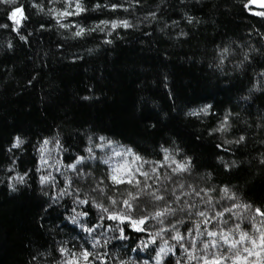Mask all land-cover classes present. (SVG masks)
<instances>
[{"label":"trees","instance_id":"obj_1","mask_svg":"<svg viewBox=\"0 0 264 264\" xmlns=\"http://www.w3.org/2000/svg\"><path fill=\"white\" fill-rule=\"evenodd\" d=\"M40 2L18 0L15 7L23 8L26 16L18 28L6 15L14 7L0 4V9H6L0 12V23L10 25L8 29H0V156L7 151L4 145L10 146L16 132L30 135V144L25 148L39 163L37 153L45 140L50 141L49 128L53 133L73 128L83 131L86 124H91L90 130L95 131L107 130L106 125L110 124L112 130L143 135L142 121L155 119L159 110L173 106L178 112L188 108L199 111L209 102L212 103L210 113L216 117L213 119L211 114L208 117L213 125L219 126V117L224 116L225 111L231 113L225 117L227 123L235 125L229 132L216 133V136L234 139L247 132L248 139L243 145H225L222 139L214 144L197 141L198 151L210 155L214 150L226 159L238 160L264 152V36L250 32L247 20L238 14L243 5H235L233 14L227 16L225 13L233 0L228 3L202 0L200 4L195 0L191 3L165 0L164 5H160V0H131L135 10L129 0H81L86 11L62 17L57 13L65 10L64 0H43L46 12L55 10L45 17L36 16L37 9L32 7ZM97 3L103 7L91 11ZM157 5L160 10L156 12L155 21H141L138 29L111 28V21H133L137 16L155 11ZM188 17L193 18L191 23ZM248 18L261 19L254 15ZM101 20L110 22L107 27L101 25L104 31L97 30L83 39L63 38L75 30L74 25L95 27ZM57 21L68 29L60 28ZM165 25L162 32L160 29ZM181 30L187 36L182 35ZM108 31L112 33L110 36ZM260 32L264 33V28ZM20 36L27 39L22 41ZM8 40L12 42V50L7 49ZM105 40L112 43H103ZM231 41H235L231 47L236 57L225 60L224 73L209 67L218 62L215 59L217 48ZM253 46L259 51L252 52ZM88 48H93V52L89 53ZM244 50L249 52L248 60L236 68ZM230 60L233 62L229 63ZM85 95L92 99L82 100ZM189 119L196 121L195 117ZM76 135L83 143L79 132ZM72 139L66 136L64 146ZM73 149L79 151L75 144ZM73 149L69 153L59 151L63 165L75 162L74 157L69 159ZM13 152L19 154L18 149ZM236 172L233 182L247 184L246 191L252 195L264 194V174L255 175L244 164ZM244 203H252V200L245 198ZM34 207L31 201L0 197V264H17L27 234L35 233L40 227L30 221ZM238 211L247 209L234 207L220 218L232 216L235 221L234 214ZM260 211L264 212V208ZM255 216L264 222V215L257 212ZM41 223H47V219ZM214 223L208 225L210 229ZM262 226L264 224L257 223L255 227L258 230ZM243 246L251 245L245 241ZM249 255L241 256L243 264L260 259V256Z\"/></svg>","mask_w":264,"mask_h":264},{"label":"clouds","instance_id":"obj_2","mask_svg":"<svg viewBox=\"0 0 264 264\" xmlns=\"http://www.w3.org/2000/svg\"><path fill=\"white\" fill-rule=\"evenodd\" d=\"M195 2L200 4L202 0ZM129 3L135 10L131 0ZM164 3L165 0H160V5ZM8 4L15 7L18 0H8ZM96 5L91 11L103 7ZM160 5L143 17L125 20L138 29L141 21L156 20ZM235 5H243L238 14L247 20L250 32L264 36L260 32L264 17L256 21L249 19L253 14L246 0H233L225 15L231 16ZM51 10L46 12L41 0L35 15L48 17ZM192 19L188 17L189 23ZM106 21L101 20L100 24ZM173 24L179 26L176 21ZM5 25L0 23V29H6ZM166 27L160 30L163 32ZM97 30L104 31V28ZM91 34V31L87 33ZM181 34L187 36L183 30ZM63 38L72 40L74 34ZM232 43L235 41L217 48L218 62L209 67L224 73L225 60L236 57ZM7 49H13L11 40L7 41ZM93 50L87 49L89 53ZM251 51L259 49L253 46ZM242 55L236 68L248 60L249 52L244 50ZM81 99L88 101L92 97L85 95ZM211 109V102L199 111L188 108L178 112L173 106L161 109L155 113V119L142 121L143 135L115 131L110 124L106 125L107 130L95 131L90 130L91 124H86L83 131L73 128L53 133L49 128L50 141L59 145L61 151L69 153L73 144L79 149H73L69 159L74 157L75 162L63 165V170L60 160L51 154L44 157L46 147L37 153L38 163L25 148L30 144V135L14 133L10 146L4 145L7 151L0 156V197L31 201L35 207L30 221L33 226L40 225L35 233L27 234L17 264H216L217 261L243 264V254L257 252L261 253L260 259L248 264H261L264 248L259 245L264 226L258 230L255 226L264 222L255 213L264 208V194H250L246 191L248 185L233 182V177L241 164L247 165L255 175L264 174V152L238 160L226 159L214 150L210 155L198 151L197 141L214 144L222 139L225 145H243L248 139L247 132L234 139L216 136V133L229 132L235 125L227 123L225 117L231 115L227 111L219 117V126L213 125L208 120L210 114L216 119ZM191 117L199 123L190 120ZM161 129L162 133L157 135ZM77 132L83 137V143ZM66 136L73 138L67 147L64 146ZM13 149H18L19 154ZM245 198L252 203H244ZM234 207L247 211L236 212L235 221L232 216L221 220L223 213ZM45 219L47 223H41ZM212 221L215 223L210 229L208 225ZM245 241L251 246H243ZM85 254L91 258L86 259Z\"/></svg>","mask_w":264,"mask_h":264},{"label":"snow or ice","instance_id":"obj_3","mask_svg":"<svg viewBox=\"0 0 264 264\" xmlns=\"http://www.w3.org/2000/svg\"><path fill=\"white\" fill-rule=\"evenodd\" d=\"M0 4L6 5L9 8H11L8 4V0H0ZM64 4L66 5V8L64 11L62 12H58L57 16H62V17H71L73 15H79L81 13H83L84 11H86V9L84 8V6L81 3V0H64ZM39 6V4H33L32 7L37 9ZM253 6H256L258 8L264 9V0H247V7L249 9H251ZM97 8L100 7L99 4L96 5ZM117 6H113V10L116 9ZM51 11H55V10H51ZM19 14V15H18ZM253 15L259 16V17H264V11H256V12H252ZM7 18L13 23V24H17L19 25L22 20L26 19L25 16V10L19 6L11 8L10 11L6 12ZM57 23H59V21H57ZM109 21L106 22H102V24H98L96 25L94 28H85V27H81V26H72L75 30L72 31V33L74 34V39L80 38L83 39L87 36V33L89 31L91 32H95L96 29L100 28L101 25H104L105 27H107L109 25ZM59 25L61 27H63L64 29H68L67 27H64L65 24L59 23ZM10 27V25L7 23V25H5V28L8 29ZM118 27H123L125 29L130 28L131 26L129 25L127 20H121V21H111V28L112 29H117ZM17 30L18 29H14ZM112 33H110L111 35ZM24 39L26 40L27 38L25 36H23ZM106 44H111L112 41L111 40H106L105 41ZM45 144H48V141L44 142ZM258 213L260 215H264V212H261L260 210H258ZM261 248H264V236L261 237V241H260V245ZM256 256H260L261 253L257 252L255 253ZM85 258L86 259H90V256H87V254H85ZM216 264H220L219 261L216 262ZM261 264H264V261L261 262Z\"/></svg>","mask_w":264,"mask_h":264},{"label":"rangeland","instance_id":"obj_4","mask_svg":"<svg viewBox=\"0 0 264 264\" xmlns=\"http://www.w3.org/2000/svg\"><path fill=\"white\" fill-rule=\"evenodd\" d=\"M261 10H263V9L258 8V7H256V6H253V7L250 9L251 12H256V11H261ZM20 24H21V23H20ZM20 24H19V25L14 24V26H16V28H18V27L20 26ZM45 147H46V151L43 152L44 157L47 158V157L49 156V154H51L52 157H54V159H58V160H60V161H61V170H63V164H62V159H61V153L59 154V151H60L61 149L58 148L59 146L56 145L54 142H49L47 145L44 144L43 148H45ZM59 149H60V150H59ZM51 162H52V160H49V163H51ZM249 256H250V255H249Z\"/></svg>","mask_w":264,"mask_h":264}]
</instances>
